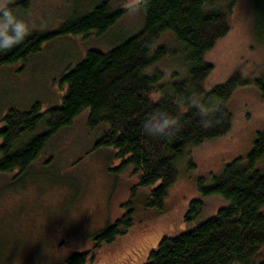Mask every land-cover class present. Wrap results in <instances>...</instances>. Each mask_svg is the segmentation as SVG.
Returning <instances> with one entry per match:
<instances>
[{
	"label": "trees",
	"instance_id": "obj_1",
	"mask_svg": "<svg viewBox=\"0 0 264 264\" xmlns=\"http://www.w3.org/2000/svg\"><path fill=\"white\" fill-rule=\"evenodd\" d=\"M29 1L19 4L25 7ZM236 1L139 0L136 6H141L144 14L140 28L108 51L88 49L61 79L66 91L60 106L42 110L36 103L28 111L10 109L3 117L0 173L22 174L31 169L47 140L88 109V126L102 128L96 146L114 148L115 158L121 161L120 170L130 167L138 175L125 213L91 236L96 247L111 245L133 227L139 188H148L144 207L161 211L186 148L231 130L233 115L228 106L235 90L254 85L264 99V75L248 77L240 70L209 90L204 87L213 70V65L204 60V53L230 31ZM248 2L264 41V0ZM126 11V7L114 8L109 0H100L53 30L28 27L18 43L10 40L15 31L5 32L0 38V68L25 61L45 42L60 36H102L119 23ZM170 32L181 47L176 66L187 75L164 84L162 73L153 67L172 55L164 44H159ZM262 161L264 132H259L245 157L236 158L219 174L210 175V183L203 178L198 182L200 196L219 195L227 205L194 228L162 238L144 264H264ZM202 206L201 200H192L186 220H196ZM92 259L88 252H73L62 264H86Z\"/></svg>",
	"mask_w": 264,
	"mask_h": 264
},
{
	"label": "rangeland",
	"instance_id": "obj_2",
	"mask_svg": "<svg viewBox=\"0 0 264 264\" xmlns=\"http://www.w3.org/2000/svg\"><path fill=\"white\" fill-rule=\"evenodd\" d=\"M21 1L11 0L13 13L27 27L48 31L82 15L100 0H30L25 7ZM138 1L109 0L112 7H126L127 11L102 36H60L45 42L25 61L1 67L0 128L10 109L28 111L36 103L42 110L60 106L66 91L61 79L88 49L108 51L140 28L144 14L143 8L136 6ZM159 44L174 57L168 56L153 67L162 73L161 83L182 79L187 72L176 66L181 47L174 34H165ZM203 58L213 65L204 81L205 90L225 82L237 70L248 77L264 75V41L252 20L248 0L236 1L230 31ZM260 93L254 85L238 87L228 106L233 115L231 130L186 148L162 210L146 209L143 201L148 188H139L133 227L111 245L99 248L91 236L125 213L138 175L130 167L120 170L114 148L96 146L102 128L88 126L89 110L84 109L70 126L47 140L31 169L22 174L0 173V264H62L73 252L90 253L93 259L86 264H144L162 238L194 228L227 205L219 195L200 196L198 182L203 178L210 183V175L245 157L257 133L264 132ZM197 199L203 202L202 210L196 220L187 221L189 205Z\"/></svg>",
	"mask_w": 264,
	"mask_h": 264
},
{
	"label": "clouds",
	"instance_id": "obj_3",
	"mask_svg": "<svg viewBox=\"0 0 264 264\" xmlns=\"http://www.w3.org/2000/svg\"><path fill=\"white\" fill-rule=\"evenodd\" d=\"M11 0H0V33L15 31L16 35L11 36L13 43L24 39L28 32L27 24L19 19L9 7Z\"/></svg>",
	"mask_w": 264,
	"mask_h": 264
}]
</instances>
